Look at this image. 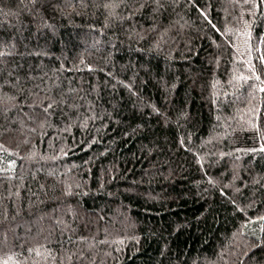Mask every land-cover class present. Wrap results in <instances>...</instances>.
I'll return each instance as SVG.
<instances>
[{
    "label": "trees",
    "instance_id": "trees-1",
    "mask_svg": "<svg viewBox=\"0 0 264 264\" xmlns=\"http://www.w3.org/2000/svg\"><path fill=\"white\" fill-rule=\"evenodd\" d=\"M26 2L0 0V9H19L27 22V12L22 8ZM169 3L163 14L164 23L177 25L181 43L176 45L175 59L167 63L163 56L138 52L140 46L127 41L120 45V51H113L111 44L98 46L99 51L92 48L94 38L105 41L112 35H94L88 28L93 23L97 28L102 26L101 12L71 18L45 12L53 16L49 22L56 25L57 36L50 44L51 53L32 63L58 69L63 62L62 77L72 81L73 87L83 88L100 119L89 120L87 127L72 123L67 130V120L54 121L36 145L49 155L58 154L61 148L68 154L58 156L56 161H40V165L61 170L76 165L72 174L87 186L88 194L79 197L85 211L72 224L76 235L87 237L72 246L73 250L78 247L85 251V259L77 264H264V232L260 230L261 222L256 220L264 215V188L249 186L240 195L226 187L232 183L234 165H238L243 182L250 184L257 174L264 176V153L234 151L258 148L260 143L256 129L245 123L250 115L247 86L233 94L225 83L234 49L198 10L207 9L209 18L223 31L225 24H236L233 17L238 16L240 8L235 0ZM146 17L147 13L140 21L145 27ZM245 18L250 19L247 15ZM9 22L16 24L15 18L5 20L0 15V32L15 31L14 27L9 28ZM30 30L35 31V26L31 25ZM260 34H264V17L256 19L253 29L254 37ZM232 39L234 42L235 38ZM108 51H113L114 67H106L104 57ZM189 51L191 55L184 59ZM81 55L86 63L94 65L93 71L78 63ZM216 57L220 58L219 67ZM137 61L145 64L150 74L140 70L133 86L146 104L155 103L161 108L169 117L167 122L152 113L150 107L139 106L136 97L119 83L131 82L133 68L125 71L122 66L132 62L138 68ZM74 64L79 70L73 68ZM108 72H114L116 78L109 77ZM159 77L168 85L175 84V88L165 92L157 83ZM214 79L219 81L215 89ZM225 89L229 99L219 97L222 111L218 112L212 93ZM225 103L227 108H223ZM88 107L85 103L81 109L84 115H92ZM181 112L187 115L181 116ZM218 115L222 117L219 120ZM225 116L234 119L225 121ZM257 122L264 132V122ZM26 151L23 149L22 154ZM220 152L233 154L221 157ZM17 161L23 165L18 171L25 176L39 166L19 158ZM209 177L218 183L211 184ZM39 179L43 181L44 176ZM242 181L235 183L241 186ZM52 182L49 179L48 183ZM27 183L36 191L34 181L29 179ZM221 187L226 194L220 192ZM233 199L241 207L250 202L252 207L240 212L231 203ZM245 222L246 226H242ZM20 234L23 238V229ZM66 235L76 240L72 233ZM15 244L19 246L21 240H15ZM64 244L68 246L67 238Z\"/></svg>",
    "mask_w": 264,
    "mask_h": 264
},
{
    "label": "snow or ice",
    "instance_id": "snow-or-ice-1",
    "mask_svg": "<svg viewBox=\"0 0 264 264\" xmlns=\"http://www.w3.org/2000/svg\"><path fill=\"white\" fill-rule=\"evenodd\" d=\"M235 3L240 8L238 16L233 17L236 24H225L223 31L209 18L207 9L198 10L208 24L224 36L225 42L234 49L229 79L225 83L231 87L233 94L247 86V112L250 115L245 123L256 129L260 143L258 148H235L234 151L245 154L264 153V132L257 122H264V34L256 37L253 35L256 19L264 17V0H243L242 3L235 0ZM169 6V0H27L22 3L23 10L27 12V22L19 9H0V15L5 20L10 17L16 20L15 25L9 22V28L14 27L15 31L11 34L0 32V189H3L0 191V264H77L85 259V251L78 247L73 250L72 246L77 241H85L87 237L76 235L72 224L85 211L79 197L88 194L85 190L87 186L72 174V168L78 167L76 165L62 170L40 165V161H56L58 156L68 153L63 148L58 154L42 153L36 140L43 139L47 135L45 130L53 127V122L57 119L68 121L65 126L67 130L72 123L79 122L82 127H87L89 120L100 117L94 111L92 101L87 100L83 88L73 87L72 81L62 77L61 73L65 70L63 62L58 69H49L42 63H32L51 53L50 44L57 36L56 25L49 22L53 16L45 15V12L53 15L58 13L69 18L73 15L95 16L101 12L102 26L97 28L93 23L88 28L94 35L96 32L105 36L110 32L112 35L105 41L94 38L92 48L99 51L98 46L111 44L114 46L113 51H120V45L127 41L129 44L139 45L138 52L155 57L163 56L167 63L175 59L173 53L178 51L176 45L181 43L177 25L172 22L164 23L163 14ZM145 13L147 27L140 23L145 19ZM246 15L250 19H246ZM31 25L35 26V31L30 30ZM45 29L46 32L42 31ZM173 32H177V35H172ZM113 51H108L104 57L106 67L115 66ZM190 55L189 51L184 59H188ZM219 59L216 57V67H219ZM78 63L85 65L89 72L94 70V65L86 63L83 55L78 58ZM136 63L138 68L132 62L122 66L125 71L133 68V75L129 78L131 82L120 80L119 83L128 89L131 96L136 97L139 106L150 107L152 113L160 115L167 122L169 117L161 108L155 103L146 104L144 97L134 88L140 70L150 74L145 64H140L139 61ZM73 68L79 70L76 64ZM107 75L116 78L114 72H108ZM157 83L162 85L165 92L175 88V84L168 85L163 77H159ZM216 83L219 81L214 79V89ZM221 95L225 100L229 99L226 89L212 93V103L217 106L218 112L222 111L219 100ZM165 99L168 97L165 96ZM85 103L89 105L87 111L92 115L81 112ZM228 106L227 103L223 104V108ZM180 115L186 116L187 113L181 112ZM221 118L217 116L218 120ZM223 118L225 121L234 119L231 116ZM241 119L244 117L241 116ZM225 126L229 127L227 123ZM180 142L183 144V139ZM23 149L27 151L22 154ZM232 154L219 153L221 157ZM17 158L35 162L39 166L25 176L18 171L23 165H18ZM239 159L237 156L236 160ZM41 175L44 176L43 181L39 179ZM29 179L36 183V191L27 183ZM49 179L53 181L51 184L48 183ZM236 181H242L238 165H234L232 183L226 187L240 195L249 186L264 188V176L260 174L252 177L250 184L242 181L241 186H237ZM209 182L213 185L218 183L211 177ZM220 192L226 194L224 187L220 188ZM231 203L240 212H244L246 207H252L251 202L245 207L237 204L235 199ZM256 220L261 222L260 230L264 232V215L257 216ZM69 232L76 236V240L66 235ZM65 238L68 246L64 244ZM18 239L21 240L19 246L15 244ZM88 247L91 248L92 244ZM247 255L245 252L244 256ZM239 264H243V261Z\"/></svg>",
    "mask_w": 264,
    "mask_h": 264
}]
</instances>
